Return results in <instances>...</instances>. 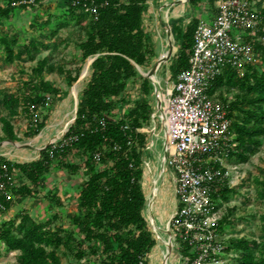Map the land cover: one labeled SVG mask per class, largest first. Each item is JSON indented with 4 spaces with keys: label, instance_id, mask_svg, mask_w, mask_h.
<instances>
[{
    "label": "trees",
    "instance_id": "obj_1",
    "mask_svg": "<svg viewBox=\"0 0 264 264\" xmlns=\"http://www.w3.org/2000/svg\"><path fill=\"white\" fill-rule=\"evenodd\" d=\"M12 1L17 0H0V17L9 16L16 7L41 2L13 4ZM62 1L70 12L88 17L85 37L78 42V47L83 60L96 54L90 62V76L79 93L74 120L62 136L46 144L39 156L30 161L17 162L0 155V172L12 175L17 169L37 186L53 159L64 156L72 148L84 153L82 163L58 161L70 171L81 167L86 170V178L78 189L77 211L71 215V221L82 236L76 238L73 231L60 224L51 226V219L58 218L56 212L45 220H37L24 210L17 218L0 222V244L6 251L18 250V264H63L60 248L62 252H70L76 264H147V254L156 239L142 214L145 203L141 184L142 154L147 133L140 127L149 122L152 110L147 98L152 91L151 80L141 76L140 96L120 117L110 116L122 102V92L129 79L138 75L135 63L145 64L153 53L150 36L143 28L146 0ZM188 1L194 4L201 0ZM209 1L214 7V0ZM84 4L95 5L96 17L83 9ZM257 4L264 24V0ZM198 19L191 18L183 27L175 22L170 24L177 44L169 66L172 74L176 75L188 65ZM0 43L8 62L22 56L33 60L40 47L45 46L31 39L18 43L15 33L0 35ZM254 43L260 63H247L242 71L226 64L208 86L209 94L219 91L215 96L225 104L231 118L234 144L227 158L239 162L248 159L264 136V41ZM45 69L66 72L69 84L78 75H72L62 65L48 62L47 56L37 59L32 67L35 78L25 82L28 91L21 95L0 93V140L19 139L12 118L20 112L29 117L26 135H34L44 126L48 113L40 119L35 113L46 106L50 95L55 98L60 92L58 86L43 77ZM222 88L236 90L227 99L220 93ZM227 182L226 177L211 192L213 209L216 200L228 198L232 189ZM254 183L256 196L264 202V178L255 176ZM8 190L10 197L0 196V214L9 208L12 192L20 196L34 192L27 183L8 185ZM49 198L57 200L54 194ZM261 218L260 239L240 236L230 237L226 242L225 250L239 254L237 264H264V213ZM225 220L226 216L219 217L218 230ZM187 249L188 245L183 242L180 251Z\"/></svg>",
    "mask_w": 264,
    "mask_h": 264
},
{
    "label": "rangeland",
    "instance_id": "obj_2",
    "mask_svg": "<svg viewBox=\"0 0 264 264\" xmlns=\"http://www.w3.org/2000/svg\"><path fill=\"white\" fill-rule=\"evenodd\" d=\"M214 12L213 4L209 0H201L194 4L188 0H146V7L143 11V28L150 36L153 53L148 61L141 65V68L146 70L152 66L158 52L166 46V29L172 22L183 27L193 17L207 19ZM87 21V16H81L75 11L70 12L62 0L35 1L24 8L16 7L9 16L0 17V35L10 36L15 33L18 43H24L31 39L45 44L35 53L33 60L28 59L27 56H22L8 62L4 58V49L0 43V93L21 95L28 91L25 82L35 78L32 67L36 64V60L43 56H47L48 62L53 63L55 66L62 65L72 75L78 73L77 78L69 84L66 72L43 70V77L60 88L58 95L55 98H51L50 95L46 106L39 108L35 113V117L38 119L44 113H48L44 126L36 134L26 135L25 130L29 123V117L20 112L12 118L13 127L19 139L0 140V155L17 162L30 161L39 156L41 147L57 141L62 136L50 140L56 133L55 131L59 129V126L48 124L57 122L61 126L70 121L75 113V103L76 100L78 102L79 93L90 76L91 70L83 78H80V73L87 59L83 60L81 58L78 47V42L85 37V24ZM172 40L175 49L157 70L158 75L162 78L159 86L162 96L160 100L161 108L167 96V89L171 86V81L176 78L169 67L177 49L173 34ZM137 72L138 75L129 79L126 88L122 92L123 100L113 109L111 117H120L140 96L139 84L141 76L144 75L141 74L139 69H137ZM75 84H77V93H73ZM235 90L234 88L229 90L222 88L220 93L223 97L230 99ZM216 93L213 95L215 96ZM147 98L152 110L149 122L140 127V130L147 133V142L142 154L143 173L141 184L145 193L142 214L156 239L155 244L147 254V264H160L164 248L163 243H159L157 240L155 230L146 211L147 195L153 185L152 177L159 172L161 175L158 176V190L153 197L152 212L155 221L162 228L160 231L163 232V236L170 238L172 241L168 263L179 264L180 247L171 237L169 223L170 216L174 212L177 203L175 183L172 170L164 166V163L162 165L160 163V156L161 154L164 155V142L166 140L163 136L164 126L160 111H157L158 103L153 83L152 91L147 95ZM84 158V153L74 148L68 150L64 156L51 161L49 170L42 176L41 182L37 186L33 185L19 170L15 169L12 172L13 184L18 186L27 183L34 192L23 196L12 192L10 206L0 214V222L3 219L17 218L18 213L24 210L37 220H45L56 212L58 218H52L50 225L60 224L66 230L73 231L76 238L81 239L82 235L71 221V215L77 211L78 189L86 178V170L81 167L76 171H70L59 165L58 161L66 160L73 163H82ZM226 164L229 168L227 185L232 190L229 192L227 199H218L215 202L216 215L218 217L226 216L225 223L218 230L219 236L225 239V243L230 237L245 236L260 239V224L262 222L261 215L264 213V202L256 196L254 177L264 178V136L261 138V143L251 152L246 161L239 162L227 158ZM50 194H54L57 200L50 199ZM57 201H60V204ZM162 209H166L168 216L162 217ZM165 227L167 233L163 230ZM154 248L157 253L156 258L152 255ZM0 250V264H18V250L6 251L2 244H0ZM58 252L61 255L63 264L77 263L70 252H62L61 248L58 249ZM238 256L237 252L225 250L221 254L220 261L215 264H237Z\"/></svg>",
    "mask_w": 264,
    "mask_h": 264
},
{
    "label": "built area",
    "instance_id": "obj_3",
    "mask_svg": "<svg viewBox=\"0 0 264 264\" xmlns=\"http://www.w3.org/2000/svg\"><path fill=\"white\" fill-rule=\"evenodd\" d=\"M258 1H213L215 14L198 19L188 65L171 81L160 110L166 134L163 163L173 172L177 201L169 220L171 237L178 247L188 245L179 252V264H215L225 252L210 194L229 176L226 159L234 142L226 106L209 94L208 86L226 64L242 71L247 63H260L254 43L264 41ZM83 9L96 17L94 4ZM11 184L12 175L0 172V196L10 197Z\"/></svg>",
    "mask_w": 264,
    "mask_h": 264
},
{
    "label": "bare ground",
    "instance_id": "obj_4",
    "mask_svg": "<svg viewBox=\"0 0 264 264\" xmlns=\"http://www.w3.org/2000/svg\"><path fill=\"white\" fill-rule=\"evenodd\" d=\"M177 1H182V0H177ZM174 49H175V46H174L173 40H172L171 29H170V26H167V29H166V46L163 47L158 52V54L156 56V59H155V62L152 64V66H150L146 70H143L141 68V66H138L139 71L141 72V74L144 75V76H147L151 80V82L153 83V85H154L155 93H156V97H157V103H158L157 111H160L161 110L160 100L162 99L161 93L159 91L160 79H162V78L158 75L157 70H158L159 66L171 56V54L173 53V50ZM89 70H90V58H88L86 60L84 66H83L82 72L80 73V78H83L85 76V74L87 75V72ZM73 93H77V84H75V86L73 87ZM71 122H72V118L70 119V121H68L67 123H65V124H63L61 126L57 122H51V123H49L48 125H51V126H59V129L57 131H55L56 133L50 138V140H55V139L59 138L66 131V129L69 127V125H70ZM163 136L165 138L166 134L164 133ZM163 159H164V155L161 154V156H160V160H161L160 163H161V165L163 163ZM160 175L161 174L159 172L157 175L155 174L152 177L153 185H152V188H150V190L148 192V195H147L146 211L148 212L149 220L152 223L153 229L155 230V233H156V237H157L158 242L159 243L161 242L164 245V248H163V251H162V257H161L160 264H169L168 263V260H169V256L171 255L172 241L170 240V238H168V237L165 238L163 236V232L160 231V230H162V228L155 221V218H154V215H153V212H152L153 197H154L156 191L158 190L157 182H158V176H160ZM161 215H162V217L168 216L166 214V209H162L161 210ZM163 230H164V232H166V230H167L166 227L163 228ZM167 235H170V234H167ZM152 255H153L154 258H156L157 253L155 251V248H154V251H153V254ZM155 260H157V259H155Z\"/></svg>",
    "mask_w": 264,
    "mask_h": 264
},
{
    "label": "water",
    "instance_id": "obj_5",
    "mask_svg": "<svg viewBox=\"0 0 264 264\" xmlns=\"http://www.w3.org/2000/svg\"><path fill=\"white\" fill-rule=\"evenodd\" d=\"M96 56V54L95 55H93V56H90V57H88V58H90V62L93 60V58ZM138 64L137 63H135V67L137 68V69H139L138 68ZM76 108H77V100H76V103H75V111H76ZM74 117H75V113H74V115H73V117H72V121L74 120ZM67 130V129H66ZM44 147V146H43ZM43 147H41V148H43Z\"/></svg>",
    "mask_w": 264,
    "mask_h": 264
}]
</instances>
